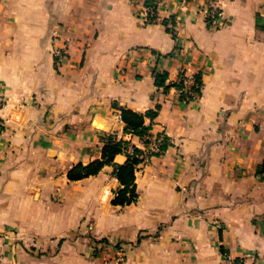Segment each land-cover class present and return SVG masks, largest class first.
Segmentation results:
<instances>
[{"label": "crops", "instance_id": "0c3cea01", "mask_svg": "<svg viewBox=\"0 0 264 264\" xmlns=\"http://www.w3.org/2000/svg\"><path fill=\"white\" fill-rule=\"evenodd\" d=\"M143 1L0 0V264H101L80 229L121 244L120 264H264V0H214L217 27L212 0H162L147 23ZM187 64L203 84L190 103L155 85ZM157 106L144 124L169 145L136 167L135 202L112 204L125 154L68 178L101 159L103 134L144 149L120 108Z\"/></svg>", "mask_w": 264, "mask_h": 264}, {"label": "trees", "instance_id": "16d2710c", "mask_svg": "<svg viewBox=\"0 0 264 264\" xmlns=\"http://www.w3.org/2000/svg\"><path fill=\"white\" fill-rule=\"evenodd\" d=\"M167 78V73H155V85L159 88L163 87L165 91H168L171 87L175 86V83L166 84ZM202 86V79L198 75V86L194 88V92L198 97L202 95ZM180 98L182 99L184 96L182 95ZM160 108V106H157L155 110L148 111L145 115L129 109L120 108V117L125 124L124 134L138 136L147 144L145 137L151 136L152 133L150 132V128L144 124L145 117L154 119L158 115ZM101 141L103 144L101 159L95 160L87 165L78 164L74 166L69 172L68 178L75 181L89 176H95L101 172L104 166L112 165L117 154H125L127 156V162L124 165H115V176L120 182L121 188L115 191L112 204L122 207L129 205L138 198L135 185V170L140 164L145 163V160L140 157L143 154V150L137 148L135 145H131L130 141L120 138L116 133L103 134ZM129 148H132V153H129ZM163 148L165 151L167 146ZM99 242L109 244L107 239H102Z\"/></svg>", "mask_w": 264, "mask_h": 264}, {"label": "built area", "instance_id": "2783aa9c", "mask_svg": "<svg viewBox=\"0 0 264 264\" xmlns=\"http://www.w3.org/2000/svg\"><path fill=\"white\" fill-rule=\"evenodd\" d=\"M193 0H179V5L182 10H187L188 6ZM162 0H144L141 10L137 13V16L145 23L151 20L160 19V6ZM202 14L208 24L213 27L221 26L224 22V10L218 6L217 2L212 0L205 5L202 10ZM66 47L56 48L55 57L59 60L66 54ZM198 73L193 71L190 64L183 66L177 76L175 83L176 93L181 102L190 103L198 99V95L194 92V88L198 86ZM184 98H180L181 96ZM7 107V99L4 91L0 85V127L4 126L5 118L2 113ZM145 148L143 154L140 156L147 163L153 156L161 155L164 152V146L169 145V139L164 133L158 135L146 136ZM144 142V141H143ZM129 153H132V148H129ZM227 264H243L241 260L232 259L230 255L226 257Z\"/></svg>", "mask_w": 264, "mask_h": 264}, {"label": "rangeland", "instance_id": "374dc122", "mask_svg": "<svg viewBox=\"0 0 264 264\" xmlns=\"http://www.w3.org/2000/svg\"><path fill=\"white\" fill-rule=\"evenodd\" d=\"M62 203V202H60ZM84 234H88L87 232L78 230L75 234L71 235V238H78L79 243L81 245H84L86 243L90 244V248L92 249L93 256L96 258H99L98 261L99 263L103 264H120L125 260V249L121 244H117V241L111 244V245H106L103 242H98L100 240H94L93 238L91 239L89 236H85ZM102 241V240H101ZM30 247L28 254L29 255H35V253L41 252L40 249L37 248V246ZM122 247V248H121ZM101 259V260H100Z\"/></svg>", "mask_w": 264, "mask_h": 264}]
</instances>
